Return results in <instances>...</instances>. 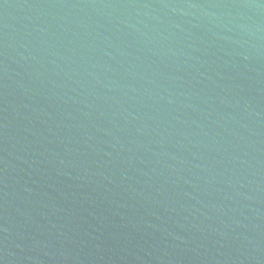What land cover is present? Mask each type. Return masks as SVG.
<instances>
[{
	"label": "water",
	"instance_id": "95a60500",
	"mask_svg": "<svg viewBox=\"0 0 264 264\" xmlns=\"http://www.w3.org/2000/svg\"><path fill=\"white\" fill-rule=\"evenodd\" d=\"M0 264H264V0H0Z\"/></svg>",
	"mask_w": 264,
	"mask_h": 264
}]
</instances>
